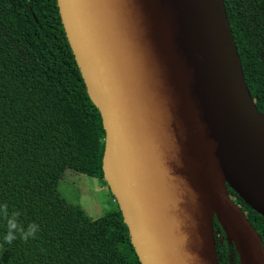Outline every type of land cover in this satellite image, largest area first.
Listing matches in <instances>:
<instances>
[{"label": "water", "instance_id": "obj_1", "mask_svg": "<svg viewBox=\"0 0 264 264\" xmlns=\"http://www.w3.org/2000/svg\"><path fill=\"white\" fill-rule=\"evenodd\" d=\"M57 1L142 264H220L215 219L241 264H264L228 188L264 216V114L224 0Z\"/></svg>", "mask_w": 264, "mask_h": 264}, {"label": "trees", "instance_id": "obj_2", "mask_svg": "<svg viewBox=\"0 0 264 264\" xmlns=\"http://www.w3.org/2000/svg\"><path fill=\"white\" fill-rule=\"evenodd\" d=\"M246 83L264 114V0H224ZM106 131L57 0H0V203L36 237L0 244V264H142L123 212L99 218L68 201L66 169L105 177ZM264 244V216L228 185ZM4 220L0 217V237ZM220 264H241L215 219Z\"/></svg>", "mask_w": 264, "mask_h": 264}, {"label": "rangeland", "instance_id": "obj_3", "mask_svg": "<svg viewBox=\"0 0 264 264\" xmlns=\"http://www.w3.org/2000/svg\"><path fill=\"white\" fill-rule=\"evenodd\" d=\"M58 188L68 201L82 206L92 218H99L119 205L105 177L66 169Z\"/></svg>", "mask_w": 264, "mask_h": 264}, {"label": "clouds", "instance_id": "obj_4", "mask_svg": "<svg viewBox=\"0 0 264 264\" xmlns=\"http://www.w3.org/2000/svg\"><path fill=\"white\" fill-rule=\"evenodd\" d=\"M0 217L4 220V232L0 237V244L12 245L14 241L27 242L36 237L39 226L34 222L24 224L20 221V212L13 209L9 211L6 202L0 203Z\"/></svg>", "mask_w": 264, "mask_h": 264}]
</instances>
